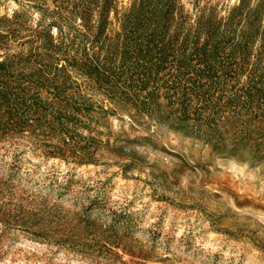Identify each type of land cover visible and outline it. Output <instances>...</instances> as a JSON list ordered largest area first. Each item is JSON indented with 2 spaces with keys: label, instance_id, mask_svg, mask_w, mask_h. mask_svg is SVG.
I'll list each match as a JSON object with an SVG mask.
<instances>
[{
  "label": "rangeland",
  "instance_id": "rangeland-1",
  "mask_svg": "<svg viewBox=\"0 0 264 264\" xmlns=\"http://www.w3.org/2000/svg\"><path fill=\"white\" fill-rule=\"evenodd\" d=\"M137 1L0 0L6 77L43 113L0 104V264H264V96L244 95L264 46L194 52L197 19L241 0H175L164 40L128 44ZM143 70L159 71L131 86ZM195 70H215L212 101L188 89L181 115Z\"/></svg>",
  "mask_w": 264,
  "mask_h": 264
},
{
  "label": "trees",
  "instance_id": "trees-1",
  "mask_svg": "<svg viewBox=\"0 0 264 264\" xmlns=\"http://www.w3.org/2000/svg\"><path fill=\"white\" fill-rule=\"evenodd\" d=\"M248 1V6H247ZM241 0L240 3L232 8L229 12L226 20L217 19L216 16L211 14H204L197 19L196 30L198 34L202 33L204 35V40L202 44L198 41L194 43V52L197 57L203 61L205 64H209V60L216 58L215 55L219 52L222 47H228L230 55H234L238 50L243 51V53L251 51L253 42L255 40H260V43L264 46V0ZM111 0H100V10L104 13L108 10ZM175 8V0H138L130 8L129 13L125 18V26L129 28L127 32V43L135 37L139 32H142L146 26L150 28L149 31H143L142 35L148 39L149 42L160 39L164 40V37L168 33V26L170 24V17ZM241 14L240 22L242 27L240 29V38L235 40L233 33L236 31V25L238 21L236 18L238 14ZM175 34H170L172 38H175ZM186 40L189 39L190 34L186 33ZM185 40V41H186ZM166 42H162V46L159 47V55L157 60L154 62L158 65L163 59ZM138 52L142 51L138 48ZM126 55V50H124ZM6 61L0 60V104L8 103L11 99L15 100V105H19L25 102L27 96L30 97L27 106V112L33 117L34 121H40L43 117L42 104L36 100L35 95L28 93L27 89L18 85L12 88L9 78L6 77ZM159 70H143L142 75L137 79H130L131 86L134 85L135 81L140 83V85L146 86L152 77V74L157 73ZM226 70H224L225 72ZM124 72V71H123ZM196 77L193 78V82L190 86L182 88L181 96V115L188 114V104L186 103V96L188 95V89L193 91H199L202 93L205 100L212 101V96H210L209 87L212 86L216 80L214 78L210 79V84L207 87L200 86L201 76L214 75L215 70H195ZM41 79L43 76H41ZM262 83L264 81V76H261ZM208 94L209 96H207ZM244 95L250 101H254L256 98H261L264 96V87L257 86L256 81L251 79L250 84L244 90ZM145 104H151L155 101L154 92L148 90L145 94ZM233 95L229 97L232 99ZM210 102H207L203 107L211 106ZM214 110V106H213ZM202 112L199 109L195 112V119L202 116ZM211 113L205 116V119L210 118ZM57 119V118H56ZM58 123H62L57 121Z\"/></svg>",
  "mask_w": 264,
  "mask_h": 264
}]
</instances>
